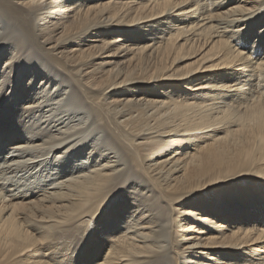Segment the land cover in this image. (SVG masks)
<instances>
[{
  "label": "bare ground",
  "instance_id": "bare-ground-1",
  "mask_svg": "<svg viewBox=\"0 0 264 264\" xmlns=\"http://www.w3.org/2000/svg\"><path fill=\"white\" fill-rule=\"evenodd\" d=\"M0 28V264H264V0H0ZM79 140L115 153L61 171Z\"/></svg>",
  "mask_w": 264,
  "mask_h": 264
},
{
  "label": "rangeland",
  "instance_id": "rangeland-1",
  "mask_svg": "<svg viewBox=\"0 0 264 264\" xmlns=\"http://www.w3.org/2000/svg\"><path fill=\"white\" fill-rule=\"evenodd\" d=\"M1 28H0V34H1ZM15 42V40H10L9 42ZM8 42V41H7ZM1 45V44H0ZM7 44H3V45H1L0 46V76H1V73H2V70H3V66H4V62L3 61H5V59H4V56L6 55V56H8L9 55V52H10V50H9V47H5ZM8 48V49H7ZM28 81V79L26 80V82ZM40 81V80H39ZM57 83L59 82V81H56ZM55 81H53L52 82V89H51V94H52V98H53V96H56L57 97V95H58V97H63V96H65L64 98L66 99L67 97H66V95H68V92H69V90H68V88H66L65 90L63 89V88H61V87H59L58 88V90L57 89H55V87H56V83ZM56 83V84H55ZM24 85L26 86V83H24ZM34 90H35V92H37L38 91V93L39 92H41L42 90H43V87H41V85H37V86H35L34 87ZM65 91H66V93L67 94H65ZM62 95V96H61ZM16 99H18V104H17V107H16V109H20V105H21V103H23L24 102V100H23V102H22V100L20 99L21 98V95H19L18 93H16L15 95H13ZM50 96V95H49ZM52 98H50L49 99V101H47V102H50L51 101V99ZM64 99V100H65ZM26 100V99H25ZM45 100V99H44ZM4 102H8L6 99H4L3 100V103ZM67 103V105H65L64 103ZM61 101V102H59L60 104H59V108L60 109H64V110H66V112H68L69 113V115H67L66 114V112H64V113H60L57 117H62V120L64 119V118H68L67 120H68V122L70 123V124H73L74 122H76V120H75V118H76V116H79V115H77V114H79V113H82L84 110H81L79 113H77V111L76 110H78V108H80V109H83L82 108V105L81 104H78L79 106H77V105H75V104H73L72 103V100L71 99H69V101L67 102V100L66 101ZM70 103H71V105H70ZM64 104V105H63ZM0 105H2V104H0ZM69 108H68V107ZM74 106V107H73ZM66 107V108H65ZM68 108V109H67ZM2 110H3V107H2ZM68 110V111H67ZM39 112H41V114H43L45 111H43L42 110V108H41V110L39 111ZM47 112V111H46ZM49 112H47V114H48ZM50 114V113H49ZM48 114V115H49ZM62 114V115H61ZM73 116H72V115ZM38 115V114H37ZM64 115V116H63ZM74 115H76V116H74ZM1 116L4 118V120H5V115H2L1 114V109H0V121H1ZM71 120H72V122H71ZM3 126L4 125H0V139H6V137L7 136H4L3 135V132H4V130L2 131V128H3ZM19 126H21V124L19 125ZM2 127V128H1ZM83 127H85L84 125H83ZM70 134V133H69ZM68 134V135H69ZM67 135V136H68ZM84 135H87V136H89V137H93V134L92 133H88V131L84 134ZM66 136V137H67ZM15 139V138H14ZM71 141V140H70ZM70 141H68L66 144V146H64L63 147V149H61L62 151L65 149V147H66V149L64 150V152H63V155L65 156H63V158L62 159H60V161H59V165H61L63 168H61V171H64V170H66V171H69L70 169H72V167H73V170H75V168H76V166L75 165H77L78 163L80 164V162L81 161H86V160H88V163H87V165H95V164H100L101 162H103L104 160H106V159H108L107 158V156L106 155H108V156H113V153H115V150H113V147L111 146V145H109V143L106 141V140H101V141H99V144L101 145V146H105L104 148L106 149V150H104L103 152H105V153H103L102 152V154H99V152H95L94 151V149L92 148V145H91V143L89 142L88 144L87 143H85L84 144V141L83 140H79L78 141V143H75V146H71L72 145V143H69ZM103 141V142H102ZM105 141V142H104ZM15 142V141H14ZM75 142V141H74ZM102 142V143H101ZM9 143H13V141H8V142H6V144H5V147H4V150H3V152H6L7 151V148H8V146H6L7 144H9ZM69 144H70V147H69ZM81 144V145H80ZM31 147V145H29L28 146V148H30ZM47 147V148H46ZM89 147H90V149H89ZM43 149H45L44 151H43ZM43 149H42V151L46 154V156H51V155H53V154H55V152L56 153H59L60 151H58L59 150V148H57V149H53L52 147H51V145H49V144H46V145H44L43 146ZM49 149H51V150H49ZM76 149V150H75ZM82 149V150H81ZM112 149V150H111ZM89 150V151H88ZM51 151V152H50ZM108 151H109V153H108ZM112 151V152H111ZM68 152V153H67ZM48 154V155H47ZM104 154H106V155H104ZM111 154V155H110ZM119 154V153H118ZM90 155V156H89ZM116 155H117V153H116ZM5 156V154H2L1 152H0V160L2 159V157H4ZM102 156V157H101ZM104 156V157H103ZM43 157H45V155L43 154L42 156H41V158L43 159V160H45ZM99 157V158H98ZM40 158V159H41ZM111 158H115V157H111ZM4 160V159H3ZM100 160V161H99ZM46 161V160H45ZM45 161H43V163H45ZM74 163H75V165H74ZM112 164V163H111ZM54 165H57V164H54ZM51 166H53V165H50L49 163H47V164H45L44 165V167H42L43 169H45V170H47V169H50V167ZM65 166V167H64ZM98 166H100V165H97V167ZM3 168V166H0V169H2ZM37 169H39V168H37ZM28 171V172H27ZM31 172V173H30ZM21 173V177H23L22 179H25L26 178V181H33V182H36V183H38V177H39V173L37 172V170L36 169H29V170H26V171H24V169L22 170V171H20L19 173H18V175ZM26 174V175H25ZM60 175H65V174H63L62 172H60L59 173ZM17 176V175H16ZM17 177H19V176H17ZM37 179V180H36ZM59 181V180H58Z\"/></svg>",
  "mask_w": 264,
  "mask_h": 264
}]
</instances>
